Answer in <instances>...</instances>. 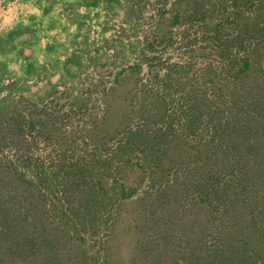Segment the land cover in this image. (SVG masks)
<instances>
[{"label": "trees", "instance_id": "1", "mask_svg": "<svg viewBox=\"0 0 264 264\" xmlns=\"http://www.w3.org/2000/svg\"><path fill=\"white\" fill-rule=\"evenodd\" d=\"M56 1L50 0L44 12ZM231 1L232 11L210 28L212 38L221 42L217 52L222 61L220 71L211 65L203 69L218 76L212 80L213 95L197 94L191 85L194 93L172 117L166 97L144 99L141 114L162 126L151 134L132 130L127 135L137 133L139 140L128 141L126 135L117 145L122 169L140 165L151 182L134 198L135 189L124 183L114 191L119 200L129 199L132 208L129 264H248L253 256L264 257V0ZM224 2L214 5L225 10ZM252 3L254 8L247 10ZM171 16L178 23L181 9ZM233 45L243 53L234 52ZM176 66L180 75L189 67ZM181 119L182 126L175 128ZM50 120L48 114L20 119L7 114L0 120V141H19L18 157L25 159L0 163V264H115L109 243L104 254L87 248L86 232L97 231L101 210L92 206V215L62 196L47 207L39 193L60 175L63 188H70L82 171L81 161H56L50 170L42 166L36 184L28 176L33 170L24 169L30 167L22 163H29L26 155L34 141L26 138V128L53 134L58 129ZM172 169L174 174L167 176ZM90 195L101 202L96 191ZM180 251L185 255L178 257Z\"/></svg>", "mask_w": 264, "mask_h": 264}, {"label": "rangeland", "instance_id": "2", "mask_svg": "<svg viewBox=\"0 0 264 264\" xmlns=\"http://www.w3.org/2000/svg\"><path fill=\"white\" fill-rule=\"evenodd\" d=\"M216 1L64 0L41 19L29 22L22 19L21 12L26 11L20 4L13 0L0 4V120L7 114L16 119L48 114L57 127L46 135L26 128V138L34 141L26 155L29 163L22 164L32 167L24 169L33 170L28 176L35 184L42 166L50 170L56 161H81L82 171L70 188H63L60 175L55 184L42 185L45 192L39 193L47 207L50 200L62 196L63 201L82 205L92 215L96 212L92 206L102 211L101 219H93L97 231L86 232L89 253L104 254L109 243L114 263L129 264L134 245L128 230L132 208L129 199L119 200L114 191L124 183L135 189L134 198L143 195L151 182L140 165L122 169L117 145L128 136V141L139 140L137 133L127 135L132 130L151 134L162 126L141 114L139 104L144 99L166 97L172 117L175 110L182 112L186 98L194 92L213 95L212 80L218 76L210 77L203 69L211 65L220 71L222 61L217 52L221 42L212 38L210 28L232 11L231 0H225V10L217 8ZM249 6V11L254 8L253 3ZM175 8L181 9L178 23H172ZM233 47L234 52L237 48L243 53L238 45ZM176 64L189 67L180 75ZM182 123L183 119L176 121L175 128ZM22 148L10 137L1 139L0 163L25 160L18 157ZM92 191L101 202L90 195ZM178 254L185 255L183 251ZM248 264H264V257L253 256Z\"/></svg>", "mask_w": 264, "mask_h": 264}, {"label": "crops", "instance_id": "3", "mask_svg": "<svg viewBox=\"0 0 264 264\" xmlns=\"http://www.w3.org/2000/svg\"><path fill=\"white\" fill-rule=\"evenodd\" d=\"M2 1H4V0H0V4L2 3ZM13 1H14V4H20V6L22 8H24V10L26 11L25 13L21 12L22 17H23L22 19L25 20L26 22H29L28 20H30V19H32V20L41 19L43 17V14H44L45 3L50 2V0H13ZM57 3H61V0H59ZM4 16L7 18L6 15H4ZM13 26H11V27H13Z\"/></svg>", "mask_w": 264, "mask_h": 264}]
</instances>
